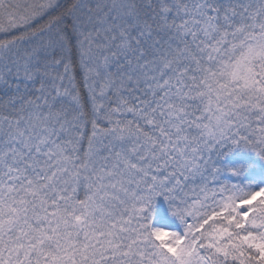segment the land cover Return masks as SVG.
<instances>
[{"label": "snow or ice", "instance_id": "obj_1", "mask_svg": "<svg viewBox=\"0 0 264 264\" xmlns=\"http://www.w3.org/2000/svg\"><path fill=\"white\" fill-rule=\"evenodd\" d=\"M0 264H264V0H0Z\"/></svg>", "mask_w": 264, "mask_h": 264}]
</instances>
